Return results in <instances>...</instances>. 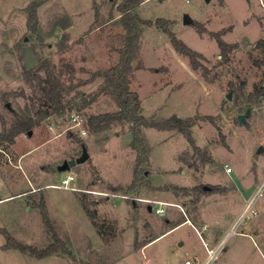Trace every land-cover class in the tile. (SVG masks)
<instances>
[{
    "label": "rangeland",
    "instance_id": "obj_1",
    "mask_svg": "<svg viewBox=\"0 0 264 264\" xmlns=\"http://www.w3.org/2000/svg\"><path fill=\"white\" fill-rule=\"evenodd\" d=\"M118 3L0 0V93L24 89L26 95L39 96L37 79L26 70L48 59L65 83L68 103L64 113L51 115L31 135L19 134L6 152L0 148V264H185L195 257L193 264H205L207 237L201 229H219L225 235L224 249L210 264H264V190L254 206L258 214L227 236L247 202L264 187V97L248 102L255 85L264 81V53L255 48L264 38V0H142L137 6L143 19H166L178 38L204 54L207 68L206 75L194 70L162 29L141 27L130 87L140 95L142 113L162 129L144 128L150 153L143 166L157 188L138 190L129 188L137 159L129 123L102 133H91L85 124L86 135L71 128L72 113L87 121L91 114L118 109L114 97L101 91L105 79L98 74L119 61V54L106 47L107 37L125 31ZM185 14L191 23L184 22ZM210 32H222L225 41L239 44L229 60L222 59ZM138 62L143 68L136 67ZM81 93L97 96L79 109ZM9 103L19 110L31 100L10 96ZM0 110L6 112L1 95ZM243 113L242 122L238 116ZM174 115L178 122H194L189 126L192 135L214 163L192 157L187 137L172 126ZM83 146L90 157L63 170L66 161L82 155ZM194 162L197 168L188 164ZM69 172L81 191L45 185L61 184ZM172 184L210 188L191 195L158 188ZM153 200L171 205L159 215L161 205ZM184 215L194 225L180 223L167 231L168 219ZM4 229L40 252L56 242L55 232L61 251L40 257L4 249ZM155 236L148 257L145 252L141 256L140 245Z\"/></svg>",
    "mask_w": 264,
    "mask_h": 264
},
{
    "label": "trees",
    "instance_id": "obj_2",
    "mask_svg": "<svg viewBox=\"0 0 264 264\" xmlns=\"http://www.w3.org/2000/svg\"><path fill=\"white\" fill-rule=\"evenodd\" d=\"M118 3V9L120 11V22L123 25L125 31L123 33H118L107 37L106 47L110 52H117L119 54L118 63L98 74L105 79V84L102 86L101 91L110 93L117 105L118 109L115 111H105L100 113H94L88 116L86 125L91 133H102L111 130L117 124L129 123L131 125L130 132L132 133L133 139L130 143L131 147L137 152L136 165L133 171V180L130 184V190H138L141 187H152L156 189L148 176V169L143 166L149 162L150 146L148 145L145 136L144 128L146 127H156L162 129V126L154 120L148 119L142 113V101L140 95L137 91H134L130 87V74L135 68V61L139 58V51L142 38V26H157L164 32L168 33L174 46L175 50L182 55L189 58L190 65L194 70L203 71V74H207V68L204 64L206 57L203 53L192 49L184 41L177 37L176 33L170 29L169 22L159 17L155 20L143 19L136 12L137 6L142 2V0H114ZM35 11H32V15ZM199 27L198 24H196ZM201 34L207 32L205 28H198ZM211 37L215 38L220 47V54L223 60H229L230 54L236 50L239 46L237 42H227L222 38V32H210ZM255 48L262 50L264 53V38L259 39ZM137 68H143V64L138 62ZM28 74H33L37 79V87H39L40 95L29 96L26 95L25 90L22 89L20 92L16 91H3L0 93L1 98L4 102V107L6 112L0 110V148L3 152H6L8 148H11L16 141V137L21 133H28L34 127L40 125L45 119L53 114H61L67 110L68 103L64 100V95L66 91V86L61 77L55 71V65H53L48 59H44L40 65L35 69L26 70ZM44 72V74H42ZM35 85V84H33ZM235 87V84H231ZM73 86L72 88H74ZM71 88V89H72ZM243 86L240 85L238 89H242ZM70 89V90H71ZM80 104L77 106L79 109L90 105L96 98L97 95L89 98L87 95L81 93ZM10 96H24L31 100V103H27L24 107L18 109H9L6 107V103L9 102ZM264 97V81L261 84H256L254 90L248 97V102H253ZM70 103V102H69ZM8 115L13 116V120H10ZM176 122L173 127L177 128L181 133H183L193 150L194 159H200L202 163H214V158L208 149L199 146L196 143L195 138L192 135V131L189 126L194 124L193 121L189 123ZM81 142V139H80ZM191 167L197 168V164L188 163ZM165 187V188H164ZM158 188H164L166 190H171L176 194L191 195L192 192H204L205 189L202 185H197L194 187L179 186L176 184L168 186H160ZM211 190V189H210ZM84 207L90 212L86 203ZM45 220L48 222L47 213L44 209ZM95 213V212H94ZM93 213V214H94ZM96 215V214H95ZM187 220V217H183L179 220L168 219L169 229L176 227L180 223ZM4 234L6 236V242L3 245L4 249H18L22 252H30L36 254L40 257L48 256L59 252L58 244H61V240L57 233L53 232V238L57 242H53L43 251H39L35 247L24 244L17 240L11 233L4 229ZM101 235L102 230L99 229ZM154 237L152 240H154ZM150 241L144 242L145 245ZM139 246V247H140ZM63 250L67 252V247L64 244ZM61 251V250H60ZM63 251V252H64Z\"/></svg>",
    "mask_w": 264,
    "mask_h": 264
},
{
    "label": "built area",
    "instance_id": "obj_3",
    "mask_svg": "<svg viewBox=\"0 0 264 264\" xmlns=\"http://www.w3.org/2000/svg\"><path fill=\"white\" fill-rule=\"evenodd\" d=\"M71 118L73 121V124L71 125V128L73 127H79L80 131H81V135H86L87 129L85 127L86 121L84 119V117L80 114V113H72L71 114ZM225 168L227 170V172L231 171V167L226 164ZM76 179L75 174H73L72 172H69L65 177H63L61 184H56L54 185L55 187H60V188H66V189H74L77 190L78 188L74 187V181ZM264 190V187H259L256 191V193L254 194V196L251 197V199L247 202V204L245 205V207L243 208V210L240 212V214L237 216V218L235 219V221L233 222L232 226L230 227L227 236L229 237L231 234L238 232V228L245 223L247 220L251 219V217L255 216L258 214V211L254 209L255 203L258 199V197H260L262 195V192ZM113 196H120L123 198H127V196L125 195H117V194H113ZM2 200V198L0 197V201ZM153 202H157L159 203L161 206L158 207L156 209V212L159 215H164L166 212V207L168 205H171V203L166 202V201H161V200H153ZM177 206L181 207L180 204H176ZM224 240L225 238H223L217 245H215L214 247L210 248L208 247V243L205 242L206 245V249H207V261L205 264H210L214 259L217 258V256L220 254V252L224 249ZM197 261L198 259L195 258H191L186 260L185 264H193L194 261Z\"/></svg>",
    "mask_w": 264,
    "mask_h": 264
},
{
    "label": "crops",
    "instance_id": "obj_4",
    "mask_svg": "<svg viewBox=\"0 0 264 264\" xmlns=\"http://www.w3.org/2000/svg\"><path fill=\"white\" fill-rule=\"evenodd\" d=\"M45 185H49V186H54V185H56V184H45ZM74 190V189H73ZM82 190V187H78V189H77V191H81ZM184 217H187V220L185 221V222H183V223H187V224H190V225H194V223L192 222V220L189 218V216H187V215H184ZM169 230H171V229H168L167 231H169ZM201 230H204L205 231V233H206V240L208 241V243H211V244H214V246L215 245H217L222 239H223V237L225 236L224 235V232H223V230H219V229H201ZM248 235V234H247ZM156 238L154 239V240H156L159 236H155ZM154 240H152L151 242H149V243H147V244H145V245H143L142 247V249H141V251H140V254H141V256H142V254L145 252V256L144 257H148V255H147V247L154 241ZM207 241H205V242H207ZM145 258V259H146ZM147 260V259H146ZM188 260V259H187ZM186 262V261H185Z\"/></svg>",
    "mask_w": 264,
    "mask_h": 264
},
{
    "label": "water",
    "instance_id": "obj_5",
    "mask_svg": "<svg viewBox=\"0 0 264 264\" xmlns=\"http://www.w3.org/2000/svg\"><path fill=\"white\" fill-rule=\"evenodd\" d=\"M184 22L185 23H191L192 20L191 18L189 17L188 14H185L184 15ZM227 97L230 99L231 98V92L228 93ZM6 106L9 108V109H12L11 108V104L9 102L6 103ZM250 111V108L248 109ZM245 117H246V113H243V114H239L238 118L240 121H245ZM174 119H178V117L176 115H174L173 117ZM32 134V130H30L28 132V135H31ZM90 157L88 151H87V148L85 146H83V150H82V155L77 158V159H71V160H68L64 163V165L62 166V169L63 170H69L73 165H75L77 162H84L86 161L88 158ZM210 187L205 185L204 186V189H209ZM149 209H152L151 206H149Z\"/></svg>",
    "mask_w": 264,
    "mask_h": 264
}]
</instances>
